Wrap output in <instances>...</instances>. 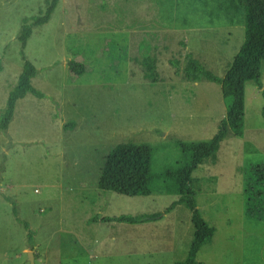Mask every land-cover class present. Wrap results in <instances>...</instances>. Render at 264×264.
I'll use <instances>...</instances> for the list:
<instances>
[{
    "label": "rangeland",
    "instance_id": "obj_1",
    "mask_svg": "<svg viewBox=\"0 0 264 264\" xmlns=\"http://www.w3.org/2000/svg\"><path fill=\"white\" fill-rule=\"evenodd\" d=\"M47 1L0 0V114L23 66L21 27ZM243 40L244 10L234 0H59L24 50L44 98L19 100L0 131V264H29L28 252L35 264L183 261L194 228L182 205L155 222H98L163 214L177 196L102 192L98 179L118 144L155 146L157 171L179 159L174 139L212 138L226 117L221 85L187 81L182 69L191 56L223 77ZM263 106L248 82L243 137L225 138L192 174L197 209L215 229L201 264H264Z\"/></svg>",
    "mask_w": 264,
    "mask_h": 264
},
{
    "label": "trees",
    "instance_id": "obj_2",
    "mask_svg": "<svg viewBox=\"0 0 264 264\" xmlns=\"http://www.w3.org/2000/svg\"><path fill=\"white\" fill-rule=\"evenodd\" d=\"M244 10V40L223 77H219L204 67L197 59L189 56L182 69L183 78L187 81L206 80L221 85L226 117L217 127L216 133L208 140L186 142L174 139L173 143L179 152V159L173 164L155 170L153 162L156 147L148 143H132L116 145L107 155L101 169L97 187L102 192H113L128 197L150 196L155 192L177 196L163 214L155 213L142 216L121 215L105 217L101 222H117L130 225L155 222L163 215L173 211L177 206H184L191 212L193 237L187 256L183 261L174 264H201L197 261L199 250L212 242L215 229L203 218L196 203V192L193 189V172L209 159H214L221 143L228 136L243 137L245 86L253 82L261 91L264 100V90L261 81V67L264 62V0H234ZM59 0H49L38 16L26 19L19 32L17 40L20 44V56L23 61L18 81L8 94L6 105L0 114V131L6 132L13 120L16 104L27 95L43 99L44 95L32 86V79L37 75V68L27 60L24 50L27 41L35 27L47 24L55 11ZM144 62V61H143ZM147 64L144 76H147ZM173 67H179L177 61H170ZM1 71V67H0ZM70 71L77 76L84 72L79 63H72ZM264 118V106L262 108ZM15 219H19L14 213ZM28 231V245H34L35 232L25 225Z\"/></svg>",
    "mask_w": 264,
    "mask_h": 264
},
{
    "label": "water",
    "instance_id": "obj_3",
    "mask_svg": "<svg viewBox=\"0 0 264 264\" xmlns=\"http://www.w3.org/2000/svg\"><path fill=\"white\" fill-rule=\"evenodd\" d=\"M27 261L29 262V264H35L32 252H28Z\"/></svg>",
    "mask_w": 264,
    "mask_h": 264
},
{
    "label": "crops",
    "instance_id": "obj_4",
    "mask_svg": "<svg viewBox=\"0 0 264 264\" xmlns=\"http://www.w3.org/2000/svg\"><path fill=\"white\" fill-rule=\"evenodd\" d=\"M263 84V83H262ZM263 88H264V84H263ZM264 90V89H263ZM22 100V99H21ZM15 221V220H14ZM90 221V220H89ZM88 221V222H89ZM101 222V218H99V220H98V222ZM34 237H35V235H34ZM34 237H33V239H34ZM34 248V245H33V247L31 248V249H33ZM26 249H29V248H26ZM4 254V253H3ZM19 256L18 255H16V258H18Z\"/></svg>",
    "mask_w": 264,
    "mask_h": 264
}]
</instances>
